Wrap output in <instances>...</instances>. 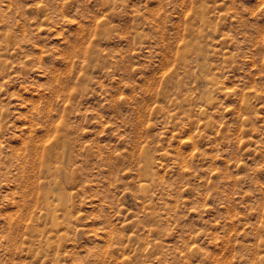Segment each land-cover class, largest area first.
I'll return each instance as SVG.
<instances>
[{"label":"rangeland","instance_id":"1","mask_svg":"<svg viewBox=\"0 0 264 264\" xmlns=\"http://www.w3.org/2000/svg\"><path fill=\"white\" fill-rule=\"evenodd\" d=\"M0 264H264V0H0Z\"/></svg>","mask_w":264,"mask_h":264}]
</instances>
